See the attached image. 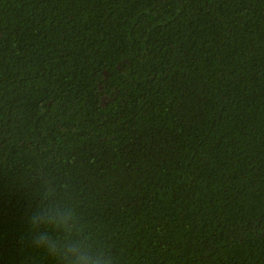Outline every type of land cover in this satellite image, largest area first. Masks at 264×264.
<instances>
[{"label":"trees","instance_id":"obj_1","mask_svg":"<svg viewBox=\"0 0 264 264\" xmlns=\"http://www.w3.org/2000/svg\"><path fill=\"white\" fill-rule=\"evenodd\" d=\"M53 208L113 264H264V0H0V264H59Z\"/></svg>","mask_w":264,"mask_h":264},{"label":"clouds","instance_id":"obj_2","mask_svg":"<svg viewBox=\"0 0 264 264\" xmlns=\"http://www.w3.org/2000/svg\"><path fill=\"white\" fill-rule=\"evenodd\" d=\"M44 222L60 235L41 236L38 243L51 256L57 258L59 264H113L111 257L102 248L75 229L69 212L49 209Z\"/></svg>","mask_w":264,"mask_h":264}]
</instances>
